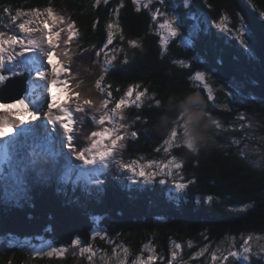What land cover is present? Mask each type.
<instances>
[{
	"label": "trees",
	"instance_id": "16d2710c",
	"mask_svg": "<svg viewBox=\"0 0 264 264\" xmlns=\"http://www.w3.org/2000/svg\"><path fill=\"white\" fill-rule=\"evenodd\" d=\"M121 2L124 7L116 17L113 9ZM145 3L134 5L132 0H109L107 5L101 3L94 8V0H0V17H3L0 30L21 35L4 12L5 6L14 14L17 10L51 4L57 12L69 16L80 32L78 46L77 41L71 45L70 65L71 74L78 75L69 79V88L98 105L105 96L95 88V81L101 75L95 51L106 42V24L118 19L119 31L114 29V42L109 48L124 51L117 52L115 67L104 80V84L111 85L110 99H119L129 87L138 84L140 90L147 88L162 104L156 107L154 100H145L141 108L125 109L124 123H131L129 131H137L138 138L126 141L120 158L125 162L165 161L168 157L163 149L160 152L155 149L161 147L173 127L180 105L199 95L203 110L223 127L215 129L205 117L200 126L209 124L207 145L201 146L198 154L186 148L173 149L172 154L184 161V181L195 179L196 183L189 185L185 198V194L175 192L171 178L165 185L133 184L123 178L128 173L120 172L115 163H110V168L100 177L105 183L97 185L78 178V171L70 170L75 167L76 159L69 150L29 151L14 169L10 163L0 164V264H104V255L112 257L114 248L123 258V247L129 249L127 264H136L138 258L147 260L149 256L156 257L150 264H220L211 260V254L218 247L227 248L233 238L239 248L242 237L249 234L261 237L251 242L257 253V246L264 244V17L260 16L264 12V0H192L189 8L183 6V0H166L164 5L152 0L147 8ZM156 8L174 13L181 26V35L170 40L163 55L158 35L161 21L153 20L151 15ZM225 16L226 26L233 30L243 18L251 33L246 39L252 55L215 28ZM8 24L11 28L5 27ZM194 27L198 31L193 36ZM64 38L62 33L61 39ZM132 40L142 44L143 52L129 46ZM185 40L189 43L185 44ZM85 48L92 50L83 52ZM125 53L128 64L121 62ZM53 59L57 63L59 58ZM99 60L102 62L103 53ZM177 60H183L189 67H180L175 63ZM197 70L208 75L216 96L215 106L202 86L194 85L189 79ZM77 83L79 88L75 87ZM228 88L232 90L231 96L225 94ZM63 92L66 103L61 98L57 104L74 109L75 96L69 99V92L65 89ZM169 100L173 101L171 106ZM92 111L86 107L84 113L74 112L73 119L77 121L74 128L78 131L73 132V144L78 149L87 146L85 137L98 130L90 119ZM239 115L246 119H237ZM242 123H251L252 128L240 130ZM233 139L239 143L233 144ZM12 176L21 179L18 187L10 183ZM22 187L26 194L21 193ZM208 195L214 197L211 206L203 202ZM246 205L250 207L244 208ZM233 207L244 210H230ZM95 231L105 233L107 239L92 241L91 234ZM77 237L96 250L91 262L88 254L81 256L78 248L71 247ZM18 240L36 247L47 242L54 247H67L68 251L62 259L34 257L33 250ZM15 241L17 244L12 243ZM175 244L181 248L176 249ZM202 249L207 251L198 255ZM173 251L177 253L175 260ZM245 264H264V253L253 256Z\"/></svg>",
	"mask_w": 264,
	"mask_h": 264
},
{
	"label": "snow or ice",
	"instance_id": "6c2138e0",
	"mask_svg": "<svg viewBox=\"0 0 264 264\" xmlns=\"http://www.w3.org/2000/svg\"><path fill=\"white\" fill-rule=\"evenodd\" d=\"M132 2L134 5H140L141 0H132ZM101 3L107 5L109 0H94L93 7H99ZM151 3L152 0H146L144 7H149ZM158 3L164 5L166 0H158ZM191 3L192 0H183L185 8H189ZM122 7H124L123 2L113 9V15L118 17L119 9ZM136 10L140 11V7H137ZM4 12L8 14L11 24H16L19 33L23 35H17L12 31L0 30V86H4L12 77L20 76L24 73H28L29 76V89L22 98H17L14 103H0V112L4 113V115H0V140L6 141L5 149L8 145L15 144L19 137L34 133L42 127L41 125H35L34 122L44 116L46 124L43 127L49 142L55 140L61 146L67 145L70 156H75L76 160L82 162V167L90 170L82 173V175L89 178V183L94 182L97 185H103L105 180L100 179L101 175L109 169L110 163H115L120 172L129 174L123 178L128 179L133 184L141 182L144 184H155L158 182L160 185H165L169 183V178H171V184L175 192L185 194L186 198V191L189 185L195 184L196 181L195 179L184 181L182 172L184 161L172 154L173 149L186 148L190 153L198 154L200 147L206 146L210 139L207 135L209 124H203V127L200 126L205 117L209 119L215 129L220 130L223 127L219 120L212 119L203 110L199 95L189 97L180 105L181 111L178 118L172 122L173 127L169 130L161 147L155 149L156 152H160L163 149V152L168 157L165 161L152 160L147 163H141V161L133 159L125 162L120 158V153L126 147V141L138 138L137 131H129V128L132 127L131 123H124L127 119L125 109L133 106L141 108L145 100H154L156 107H162V104L161 101L155 100V97L148 93L147 88L140 90L141 86L138 84L129 87L119 99H110L113 96L110 90L111 85L104 84V80L112 68L115 67L114 62L118 59L117 52L124 51L123 48H109L114 42V29L119 31L118 19L106 24V42L99 50L95 51V55L98 58L96 62L100 63L101 66V75L95 81V88L105 96L97 105L93 99L82 96L80 92H73L69 88V79H75L76 75H78V73L72 75L70 68L73 59L71 45L74 41H77L78 46V37L80 36L76 23L69 16L57 12L51 4L43 8L36 7L26 11L17 10L14 14L5 6ZM151 15L153 20L161 21L158 23L160 30L158 35L161 42V55H163L168 50L169 41L181 35V26L177 16L174 13H169L166 9L156 8ZM260 16L264 17V12H261ZM227 19L226 16L223 17L219 23L215 24V28L225 38L236 40L248 55H252L246 39V36H250L251 33L243 18L239 21V27L234 30L226 26L225 21ZM2 23L3 17H0V24ZM11 24L5 25V27L11 28ZM95 26L94 23L93 27ZM196 31L198 29L194 27L193 36ZM62 33L65 34L63 40L61 39ZM120 39L121 43H123V36ZM128 43L131 48L139 49L143 52V46L139 41L132 40ZM184 43L188 44L189 41L185 40ZM91 50L85 48L83 52ZM83 52L80 54L83 55ZM102 53L103 60L101 62L99 58ZM54 57L59 58L57 63H53ZM121 62L123 64L129 63L126 53ZM175 63L182 68L189 67L183 60H177ZM189 79L194 85L202 86L207 93L208 100L212 101L215 106L216 96L208 83V75L204 71L197 70ZM80 83H83V81ZM80 83H77L75 87L79 88ZM58 86L69 92V99L75 96L74 109L64 104L57 105ZM221 90L225 91V89ZM116 91H119V89L117 88ZM225 94L226 96H231V88H228ZM48 95H50L51 102H48ZM168 103L171 106L173 101L169 100ZM110 104L112 105L111 107H109ZM86 107L92 109L93 113H99L98 117L95 114L90 116L92 123L98 130L92 131L85 137L88 141L87 146L78 149L73 144L75 139L73 132L78 131L74 128L77 121L73 119V116L74 112L84 113ZM223 107L231 111L227 105ZM53 108L57 109L55 113L52 111ZM136 119H140V117H136ZM237 119L243 121L246 117L239 115ZM144 122L147 123L146 120ZM79 123L82 126L83 120H80ZM46 125H51V130ZM245 127L252 128V124L239 125L240 130ZM53 133L55 136L52 135ZM232 143L238 144L239 141L233 139ZM92 177L95 179L93 180ZM116 178L121 179L119 176ZM157 178L159 179L157 180ZM21 193L26 194L23 187L21 188ZM213 200L214 197L208 195L203 202L211 206ZM196 203L199 204L200 200L197 199ZM246 207H250V205L244 206V208ZM244 208L237 209L233 207L230 210L243 211ZM97 238L104 240L107 239V236L101 231H95L91 234V240L95 241ZM254 239L260 240L261 237L252 234H249L246 238L242 237L243 243L237 248L233 238L227 248L221 249L218 247L211 254V260L213 262L219 261L220 264H229L231 258L232 264H245L253 256L264 253V244L257 246L259 248L258 253L253 251L251 242ZM109 243H111L110 240ZM71 247L78 248L81 256L88 254L87 259L90 262L96 256L94 247L91 244H83L82 239L79 237L72 240ZM175 248L180 249L181 245L175 244ZM67 251V247L48 245L47 248L33 249L32 254L34 257L42 258L46 256L48 258L62 259ZM205 251L207 249H202L198 255H203ZM128 253L129 249L123 247V258H121L119 250L114 248L112 257H108L107 254L104 255V264H127ZM176 255L177 253L173 251L172 258L174 260ZM155 259V256H149L147 260L138 258L136 264H150Z\"/></svg>",
	"mask_w": 264,
	"mask_h": 264
},
{
	"label": "rangeland",
	"instance_id": "374dc122",
	"mask_svg": "<svg viewBox=\"0 0 264 264\" xmlns=\"http://www.w3.org/2000/svg\"><path fill=\"white\" fill-rule=\"evenodd\" d=\"M142 1H144V2H146V0H141V2ZM159 29V28H158ZM21 34V36L23 35L22 33H20ZM170 42V41H169ZM26 55H30V54H26ZM55 60L53 59V63H55L54 62ZM43 83V82H42ZM1 87V86H0ZM64 89L62 88V87H60V86H58L57 87V96H58V99H57V101H56V103H59V101H60V99L62 98V99H64ZM134 95H135V93H134ZM65 100L66 99H64L63 100V103H66L65 102ZM48 102H51L50 101V95H48ZM42 103H43V101H42ZM58 105V104H57ZM14 111H18V110H14ZM54 113L57 111V109L56 108H53V110H52ZM92 114H95L97 117L99 116V113L97 112V113H93V111L91 112V114H90V116L92 115ZM0 115H4V113L3 112H0ZM43 116H41V118H42ZM37 122V121H36ZM35 123V122H34ZM243 124V123H242ZM244 124H246V123H244ZM38 125V124H37ZM39 125H41V126H44L45 124H44V122H42V123H39ZM59 127V126H58ZM253 130V133H255V130L254 129H252ZM65 147H67V145L65 144L64 145ZM6 154L7 155H10L11 154V152L10 151H8V150H6ZM24 155H26V153L24 154ZM75 167H73V168H70V170H76V171H78V174H77V177L78 178H84V179H89L87 176H84V175H82V173H86V172H88V171H90L89 169H87V168H84V167H82V162L81 161H75V165H74ZM111 166V165H110ZM110 166H109V168H110ZM13 177V179L12 180H10V183H12V184H14L15 186H17L18 187V185H20V184H18V183H20L21 182V179L19 178V177H16V176H12ZM93 178V177H92ZM94 180V179H93ZM15 239H12V241H14ZM19 241V240H18ZM19 242H21V241H19ZM13 244H17V242L15 241V242H12ZM21 243H25V242H21ZM31 245H28V244H24V245H26V246H28V248L32 251L33 249H40V248H47V246L48 245H52L51 243H47V242H41L40 243V245L38 246V247H36L33 243H30ZM33 252V251H32Z\"/></svg>",
	"mask_w": 264,
	"mask_h": 264
},
{
	"label": "water",
	"instance_id": "95a60500",
	"mask_svg": "<svg viewBox=\"0 0 264 264\" xmlns=\"http://www.w3.org/2000/svg\"><path fill=\"white\" fill-rule=\"evenodd\" d=\"M28 82V73L12 77L4 86L0 87V100L14 103L17 98H22L28 91Z\"/></svg>",
	"mask_w": 264,
	"mask_h": 264
},
{
	"label": "bare ground",
	"instance_id": "6f19581e",
	"mask_svg": "<svg viewBox=\"0 0 264 264\" xmlns=\"http://www.w3.org/2000/svg\"><path fill=\"white\" fill-rule=\"evenodd\" d=\"M2 194V193H1Z\"/></svg>",
	"mask_w": 264,
	"mask_h": 264
}]
</instances>
